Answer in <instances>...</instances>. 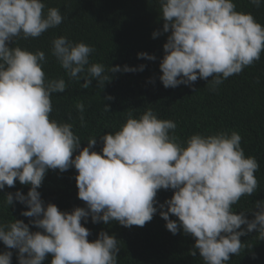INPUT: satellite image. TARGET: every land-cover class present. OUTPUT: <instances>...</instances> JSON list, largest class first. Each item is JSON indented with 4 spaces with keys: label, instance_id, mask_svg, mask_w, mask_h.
Wrapping results in <instances>:
<instances>
[{
    "label": "clouds",
    "instance_id": "1",
    "mask_svg": "<svg viewBox=\"0 0 264 264\" xmlns=\"http://www.w3.org/2000/svg\"><path fill=\"white\" fill-rule=\"evenodd\" d=\"M260 7L264 0H250ZM164 44L160 80L165 88L192 85L208 80L211 90L234 74L260 60L264 52V25L252 13L237 10L234 0H159ZM44 0H0V190L14 187L18 180L30 185L27 195L8 193L5 206L15 201L26 205L21 215L42 231L14 219L0 222V241L18 250L19 264H118L120 247L115 235L101 231L94 241L82 221H116L122 226L143 227L157 213L159 190L172 189L173 196L159 205L166 228L191 235L204 264H227L245 244L241 237L258 232L264 240V200L255 203L253 219L233 210L242 197L259 188L255 173L259 163L246 156L237 131L211 135L196 133L181 141L177 125L161 119L152 109L139 117L128 114L120 129L101 137V152L92 149L96 137L81 149L73 125L51 118L52 94L63 93V77L48 78L43 70L44 51L35 52L16 44L19 39L38 38L64 20L57 7L47 8ZM154 32L153 36H159ZM51 55L69 80L82 87H104L112 73L143 71L127 65L92 63L94 47L58 36L51 42ZM11 45V46H10ZM15 45V46H14ZM138 58L155 60L141 52ZM112 100V96L106 97ZM84 125L83 103L76 105ZM110 111V105H104ZM79 151V154H73ZM75 167L78 198L86 208L61 211L45 206L38 189L49 169L61 172ZM166 209V210H165ZM170 215L178 220L170 219ZM246 228H242L245 226ZM12 251L0 253V264H12Z\"/></svg>",
    "mask_w": 264,
    "mask_h": 264
},
{
    "label": "trees",
    "instance_id": "2",
    "mask_svg": "<svg viewBox=\"0 0 264 264\" xmlns=\"http://www.w3.org/2000/svg\"><path fill=\"white\" fill-rule=\"evenodd\" d=\"M234 2L238 11L252 13L264 25V4L256 7L250 0ZM44 3L45 12L49 7L60 9L64 16L61 25L38 38H21L16 44L29 51H44L46 76L65 79L66 90L52 94L51 118L73 125V132L81 139L80 150L88 146L90 138L96 137L97 143L92 150L101 152L103 135L119 130L129 113L139 117L149 108L159 118L176 123L175 135L181 141L196 133L211 135L225 130L237 131L242 137L245 155L255 157L259 163L255 173L259 188L252 196L242 197L233 210L238 214L244 211L248 219H253V212L257 210L255 203L264 200V52L260 60L224 80L215 91L208 85L212 77L198 79L190 86L181 84L176 88H165L160 80V63L170 32H163L159 0H44ZM154 32L161 34L154 37ZM58 36L94 47L90 61L104 65L106 74L110 66L117 65L121 68L144 65V70L112 73V80L103 88L93 80L92 86L85 89L82 87L83 76L79 81L69 80L51 55V42ZM141 52L154 55L156 59L138 58ZM108 96L113 99H106ZM78 103H83L85 108L83 126L76 107ZM104 105H110V111H105ZM77 175L74 166L64 172L49 169L38 189L45 206L53 203L61 211L68 212L77 207L86 208V203L78 198ZM30 187L17 180L14 187L5 186L0 190V222L19 219L29 224L31 231H42L31 223L34 218L21 215L28 210L26 205L15 200L12 206L4 204L8 193L21 191L27 195ZM173 194L172 189L158 191V211L143 227L129 228L116 221L93 223L89 216L87 222L82 221L91 232L89 241L96 240L101 231L115 235L120 247L118 264H204L198 251L196 256L190 254L195 245L194 238L185 235L182 229L175 235L171 233L160 215L159 205ZM170 219L178 220L172 215ZM257 235L258 232L253 231L242 236L245 248L238 255H232L227 264H264V240ZM4 251H12V264H19L18 250L8 249L0 241V253ZM51 259V256L47 257L43 264H51Z\"/></svg>",
    "mask_w": 264,
    "mask_h": 264
}]
</instances>
